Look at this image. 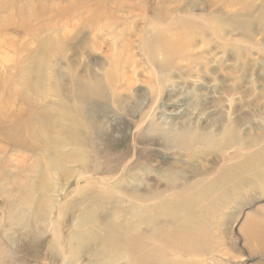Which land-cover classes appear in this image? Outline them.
Returning a JSON list of instances; mask_svg holds the SVG:
<instances>
[{
	"label": "rangeland",
	"instance_id": "rangeland-1",
	"mask_svg": "<svg viewBox=\"0 0 264 264\" xmlns=\"http://www.w3.org/2000/svg\"><path fill=\"white\" fill-rule=\"evenodd\" d=\"M11 1L0 0V4ZM35 1L40 6L56 1L65 4L68 0ZM84 1L80 0L81 7L72 23L80 25L85 21L99 27L95 31L100 42L92 39L89 29L84 30L80 40L72 41L74 33L70 29L63 32L55 27L68 28L64 19L58 20L60 12L54 24L49 13L42 16L45 25V22L52 25L39 32L37 40L28 30H19L15 26L18 21L10 29H0L5 38L0 37V112L22 117L30 108L37 109L42 104L50 105L53 111L66 104L73 114L85 109L83 115L105 131L104 141L100 139L97 143L101 164L105 167L121 160L125 153L128 156L120 173L129 168L142 173L136 163L141 166L143 158L157 169H166L172 163L186 167L189 161L201 167L205 161L207 169L217 170L213 160L206 161L207 157L186 160V150L180 151L177 143L167 139V135L175 138L178 134L188 144H193L196 137H209L217 142L226 136V140L234 137L243 147L251 146L258 153L256 162L264 167V0H149L148 6L162 11L164 18L160 19H155L149 9L143 11L145 4L140 0ZM18 4L28 13L35 12L36 7L27 5L25 0H18ZM74 5L71 8L78 7ZM15 9L10 6L4 16L14 15ZM168 32L194 39V43L184 47L181 41L182 45L165 52L159 35ZM47 39H51V49L42 51L40 42ZM28 51L31 57L23 73L19 61ZM39 54H44L43 69L48 76L44 87L49 91L57 83L60 94H46L41 101L34 89L23 86L25 80L32 79V57L34 63ZM79 82L86 85L84 99L71 97L75 83ZM11 86L24 98L14 97ZM3 100H6L4 107ZM7 125L0 123V128ZM19 137L37 140L27 135ZM110 138L119 143L113 141L106 146L105 141ZM138 138H141L139 142ZM8 144L6 133L0 130V145ZM39 152L23 153L26 164L31 165ZM13 153L15 157L20 154ZM238 159L241 158L228 164ZM20 167L21 164L14 163L10 171L18 173ZM45 177L40 179L32 173L30 180L38 181L42 189L48 188L46 196L57 199L58 204L79 197L72 192L77 179L61 182L55 173L47 181ZM158 184L160 188L166 187L165 181ZM119 190L122 188H116ZM241 190V195L232 193L230 199H176L185 207L179 223L199 224L212 237L208 241L204 237L207 243L202 245L214 247L212 250L224 249L227 254L215 251L199 255L185 247L165 248L157 243L160 264H264L263 252L251 251L254 246L249 247L246 242L256 229L264 234V175L255 176ZM174 235L177 242L186 238L178 233ZM18 246L16 238L11 244L16 262L39 264L42 242L34 245L30 258L17 252ZM113 246L125 251L120 244ZM153 263L157 264H149Z\"/></svg>",
	"mask_w": 264,
	"mask_h": 264
},
{
	"label": "bare ground",
	"instance_id": "bare-ground-1",
	"mask_svg": "<svg viewBox=\"0 0 264 264\" xmlns=\"http://www.w3.org/2000/svg\"><path fill=\"white\" fill-rule=\"evenodd\" d=\"M76 1L68 0L65 4L56 1L39 6L35 0H25L27 5L36 7L33 13H28L25 8L21 9L18 0L2 3L0 29H10L15 24L13 22L18 21L15 26L19 30H28L29 35L37 40L40 38L38 33L54 24L53 20L60 12L61 18L58 20L64 19L68 28L58 25L55 27L65 30L63 32L70 29L74 33L72 41L80 40L84 30L89 29L92 39L100 42L95 31L99 27L81 20L80 25L72 23L78 15L76 11L81 7L80 0ZM140 1L143 6L145 4L143 11L149 9L155 19L164 18L162 11H156L147 5L149 0ZM74 2L78 7L71 8ZM10 6L16 8L14 15L4 16ZM46 13L51 15L52 24L45 22V25L42 22V16ZM89 26L94 28L91 30ZM16 27L13 29H17ZM189 31L193 29L190 28ZM163 34L159 35V40L165 52H171L181 41L184 47L194 43V39L181 37L180 34ZM0 37L5 39L2 34ZM117 37L114 36V39L119 40L120 37ZM40 43L42 51L51 49V39ZM29 53L28 51L27 56L19 61L23 73L30 61ZM43 58L44 54H39V58L33 63L32 57L33 77L23 82L24 87H31L37 92L40 101L46 94L60 96L57 83L49 91L44 87L48 76L43 69ZM75 87L71 97L84 99L86 85L79 82L75 83ZM9 88L14 97L24 98L12 86ZM5 104L6 100H3L1 106L4 107ZM83 114L85 109L80 108L73 114L66 104L58 111H53L48 104H42L37 109L30 108L22 117H14L10 112H0V123L8 124L0 130L6 133L9 141L8 146L0 145V264H29L14 260L16 252L11 244L16 238L20 249L17 252H22L29 258L34 245L38 241L42 242L39 264H160L162 261L158 258L160 254L158 255L155 246L157 243L164 244L165 248L185 247L184 249L199 255L215 251L227 254L224 249L212 250L214 247L202 245L212 237L205 234L199 224L192 221L179 223L185 207L176 199H230L233 197L232 193L241 195V186L245 187L255 176L264 175L263 164L256 162L258 153L251 146L243 147V143H239L234 137L226 140L227 136L218 139L221 143L209 137H196L193 144H188L182 134L174 135L175 138L167 135L170 142L177 143L180 151L186 150V160H194L197 156L201 159L207 157L206 161L213 160L217 170L207 169L205 161L201 167H196L195 163L189 161L186 167L172 163L166 169H157L148 165L143 158L141 166L136 163V168H141L142 173L131 168L120 173L119 169L128 156L125 153L121 160L104 167L97 143L100 139L104 141L105 131ZM22 135L36 137L37 140L32 142L22 139L19 137ZM140 140L141 138L137 139L138 142ZM113 141L119 143L117 139L110 138L105 141V145L109 146ZM227 149L233 150L228 152ZM37 151L40 152L33 163L26 164L27 159L22 154ZM13 152L20 154L15 157ZM147 154L146 152L144 155ZM238 157L241 159L228 164ZM14 163L21 164L18 173L10 171ZM241 171L247 173L242 174ZM32 173L37 174L40 179L46 175L43 178L46 181L52 173L57 174L61 182L77 179L72 192L79 197L68 203L58 204L55 202L57 199L46 196L48 188L42 189L38 181L30 180ZM159 181H165L166 187L160 188ZM94 186L97 188L93 189ZM116 188H122V191H116ZM123 203L127 205L124 206ZM148 205L153 208L146 207ZM11 233L13 237L10 236ZM174 233L186 238L177 242ZM246 242L247 246H254L250 248L251 251L263 252L264 255V234L259 233V229L251 233ZM116 244L122 245L125 251L113 246ZM205 249V252L201 251Z\"/></svg>",
	"mask_w": 264,
	"mask_h": 264
}]
</instances>
